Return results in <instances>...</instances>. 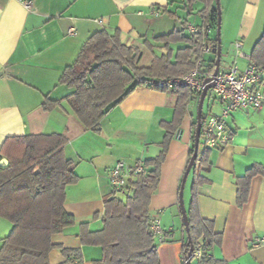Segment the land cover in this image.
I'll return each mask as SVG.
<instances>
[{"label":"crops","instance_id":"1","mask_svg":"<svg viewBox=\"0 0 264 264\" xmlns=\"http://www.w3.org/2000/svg\"><path fill=\"white\" fill-rule=\"evenodd\" d=\"M21 1L31 2L30 8ZM221 1L225 16L220 61L235 62L242 70L263 34L264 0ZM214 6L212 0L191 4L186 0H0V147L6 138L22 135L61 134L67 139L64 155L78 179L65 188L63 208L73 224L53 235L51 242L80 249L79 264H93L101 257L99 247L81 246L78 234L83 224L89 231L102 227L103 199L113 192L109 170L117 161L133 167L159 155L165 135L160 124L172 121L175 95L138 86L102 118L97 131L88 130L65 100L72 89L59 84L62 72L73 64L83 43L101 30L110 35L118 32L121 43L139 49L137 66L149 67L153 55L164 53L154 38L172 31L189 36L186 24H210ZM151 8L158 9L160 15L150 16ZM71 28L74 34L68 35ZM236 41L241 42V56L235 52ZM204 59L214 60L215 55L206 54ZM46 99L58 103L45 111L42 103ZM220 108L218 103L211 105L206 114H219ZM195 119L192 99L168 143L148 206L150 218L160 221L164 235L162 240L156 239L160 264H182L181 245L186 234L178 193ZM226 124L232 142L209 150V171L200 172L208 181L198 189L199 215L212 221L214 232L222 236L221 244L208 253L227 264H264V244L255 242L264 238V176L251 179L247 201L240 208L236 206L235 185L236 178L250 166L264 165V108L236 111ZM191 181L189 174L183 189L185 210ZM5 221L0 218V241L11 230ZM48 259L50 264H78L66 261L58 249H53Z\"/></svg>","mask_w":264,"mask_h":264},{"label":"trees","instance_id":"2","mask_svg":"<svg viewBox=\"0 0 264 264\" xmlns=\"http://www.w3.org/2000/svg\"><path fill=\"white\" fill-rule=\"evenodd\" d=\"M195 1L205 0H186L188 4ZM216 18L215 5L209 21L213 27L216 26ZM154 42L162 44L164 53L153 55L149 67L137 66L139 49L121 43L118 32L110 35L101 30L83 43L73 64L62 72L59 84L72 89L65 100L85 129L97 131L102 118L134 88L151 80L181 77L193 68L199 57L197 41L182 31L158 36ZM145 46L152 49L148 42ZM249 61L256 66H264V30L251 50ZM211 62L212 72L215 59ZM152 90L175 95L172 121L161 122L160 126L165 131L161 151L156 158L145 161V175L133 176L123 189L113 190L103 199L101 229L89 231L86 224L80 225L78 237L81 246L101 249L100 259L93 264H160L156 239L150 232L148 206L158 184L160 165L166 156L168 143L179 129L191 98L185 87L167 91L164 87L155 86ZM57 103L46 99L42 108L47 111ZM204 116L202 109V120ZM195 126L194 120L191 124L193 134ZM66 143L67 139L61 134L22 135L3 141L0 159L5 158L8 165L0 167V218L11 224V230L0 241V264H50L48 256L53 249H58L68 262H82L80 249H67L51 242L53 235L73 224L63 205L65 188L74 184L78 177L72 162L64 155ZM208 153L209 150L199 142L197 156L189 172L192 176L186 209L189 240L185 233L186 239L181 245L182 264L190 249L193 259L200 252L197 264H227L208 253L213 246L221 244L222 236L214 232L213 222L202 219L198 212V189L208 181L200 172L209 171ZM192 154L193 141L186 168ZM257 175L264 176V165L253 164L243 176L236 178L238 208L246 203L250 181Z\"/></svg>","mask_w":264,"mask_h":264},{"label":"built area","instance_id":"3","mask_svg":"<svg viewBox=\"0 0 264 264\" xmlns=\"http://www.w3.org/2000/svg\"><path fill=\"white\" fill-rule=\"evenodd\" d=\"M22 5L29 9L31 2L21 1ZM141 14V12L139 13ZM148 14L153 17L160 15L156 8L149 9ZM185 29L189 36L197 41L199 46V57L194 62L193 68L185 75L178 78H170L161 81H148L144 86L152 89L153 87H164L167 91H174L178 87H185L189 91L190 100L199 98L203 82L213 77L211 72V61H206L204 56L212 53L214 49V37L210 35L212 29L210 24L206 26H194L186 24ZM74 29L68 30V35H73ZM237 56H241V42L234 44ZM213 99V103L220 105L219 114L208 113L201 122L199 142L207 150L220 149L230 144L233 134L228 129L226 119L236 111L253 110L258 111L264 108V66H256L250 61L240 70L235 62L227 64L220 61L217 74L213 78V87L210 88L205 96ZM205 101V100H204ZM145 162L139 161L133 167L128 166L124 161H117L108 172L109 183L113 190L123 189L127 181L136 175H145ZM150 232L155 239L164 238L160 221L152 218L150 222ZM257 245L264 244V238L257 239ZM200 256V252L195 254Z\"/></svg>","mask_w":264,"mask_h":264},{"label":"water","instance_id":"4","mask_svg":"<svg viewBox=\"0 0 264 264\" xmlns=\"http://www.w3.org/2000/svg\"><path fill=\"white\" fill-rule=\"evenodd\" d=\"M216 4V9H217V18H216V35H215V40L216 44L214 46V49L212 53L215 55V62H214V71H213V77L210 79H206L203 82V88L201 91V94L198 98V103H197V109H196V119H195V131L193 134V154L190 158L189 164L182 176L181 183H180V189L178 193V203H179V208L183 220V225L185 228V232L187 234V238L189 240L188 236V221H187V214L186 210L184 207L183 203V189L184 185L187 179V176L191 170V167L196 159L197 152H198V146H199V137H200V130H201V115H202V109H203V104L205 100V96L207 91L213 87V78L217 74L219 65H220V60H221V38H220V7H219V0H215ZM8 165V161L5 158L0 159V167H5ZM193 259V254H192V249H190L189 253L187 256L184 258L183 264H190Z\"/></svg>","mask_w":264,"mask_h":264},{"label":"rangeland","instance_id":"5","mask_svg":"<svg viewBox=\"0 0 264 264\" xmlns=\"http://www.w3.org/2000/svg\"><path fill=\"white\" fill-rule=\"evenodd\" d=\"M223 6H224L223 1L219 0V7H220V34H221L220 36L221 37L223 35V31H222V20L224 19V16H225V10H224V7ZM212 35L215 38V35H216V26H215V29L213 30V34ZM210 57H214V56L211 54ZM211 101H214V100L213 99L210 100V98H206L205 99L204 104H203V114H206L208 108H210L211 105L213 106V105H216L217 104V102L211 104L212 103ZM197 103H198V98L195 97L193 99V107L195 108V110H196V107H197ZM212 111H214V108L212 109ZM183 202H184V190H183ZM5 222H7V221H5ZM8 224H10V223H8ZM10 226H11V224H10ZM197 262H198L197 259L194 258L191 261L190 264H197Z\"/></svg>","mask_w":264,"mask_h":264}]
</instances>
